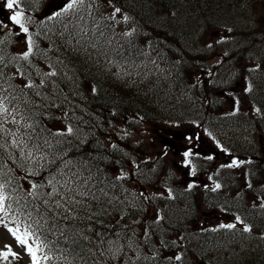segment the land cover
Here are the masks:
<instances>
[{"label": "trees", "instance_id": "16d2710c", "mask_svg": "<svg viewBox=\"0 0 264 264\" xmlns=\"http://www.w3.org/2000/svg\"><path fill=\"white\" fill-rule=\"evenodd\" d=\"M106 1L121 10L123 32L93 17L90 8L85 18L66 12L30 33L79 75L72 73L71 90L50 101L5 75L25 60L0 35L3 94L16 97L12 104L32 125L8 122L4 128L27 132L30 143L40 145L23 168L17 152L9 158L0 150L8 173L3 179L20 186L8 190L13 212L1 224L8 229L26 220L31 204L40 203L22 195L30 182L46 184L62 159L71 160L64 170L90 177V192L73 205L74 213L52 205L44 226L53 242L47 264H264V0ZM77 20L83 25H72ZM93 43L108 63L98 59ZM79 99L91 115L78 110ZM73 110L84 133L75 140L64 128ZM129 113L134 117L127 120ZM154 122L176 125L182 134L196 131L205 154L188 152L177 171L166 149L140 129ZM111 124L125 134L107 135ZM233 160L236 166L221 167ZM16 197L20 205L31 202L24 216ZM238 243L254 249L253 261L235 248ZM0 264L26 263L9 255Z\"/></svg>", "mask_w": 264, "mask_h": 264}, {"label": "snow or ice", "instance_id": "6c2138e0", "mask_svg": "<svg viewBox=\"0 0 264 264\" xmlns=\"http://www.w3.org/2000/svg\"><path fill=\"white\" fill-rule=\"evenodd\" d=\"M84 0H66L65 6L61 9V12H69L78 4H83ZM6 7L8 9H14L20 7V0H7ZM121 10L119 8L115 9V12L119 13ZM61 12H57L55 15H60ZM24 18L23 10L14 11L12 16L10 17L11 21L17 25H19L20 29L24 33H28V28L24 26L22 20ZM51 18V17H50ZM125 20L128 19L127 16L124 17ZM131 33H127L130 35ZM32 38L29 36L27 40V51H25L21 59L27 60L29 56L32 54ZM0 62H2V57H0ZM49 75H55V73H49ZM0 79H3V72L0 71ZM25 87H32L31 83L25 85ZM7 92V89L3 88V85L0 84V133L11 137L10 144L4 142L2 137H0V150L8 151L9 148H15L20 151V160L21 163L18 165L19 167H24L29 161L34 160L33 149H39L40 145L36 143H30L31 135L27 132L20 134L18 132H13L10 129L6 130L4 125L8 122H11L14 125H19L21 123L24 124L25 128H31L32 125L27 123L29 119L24 115V113L20 110L19 105H13L12 100H15L16 97L12 96L9 99V96L4 95L3 93ZM11 95V94H9ZM11 105V107H9ZM68 133L72 132L71 127L67 129ZM55 135H64V133H56ZM27 136L28 139H24ZM47 143V141H45ZM190 155V153L186 152L185 156ZM13 153L8 151V157L12 158ZM35 159H44L43 156L35 157ZM208 159H212V157H208ZM4 160L3 153L0 152V161ZM63 167L57 166L55 172L51 173L47 177L46 184H37L30 182V188L22 193L25 200L27 197H31L33 201H39L40 203H32L31 209L27 211V219L19 220L16 227L8 228V232L15 238L16 242L26 250L28 255L31 258L32 264H47L48 261L52 260L53 257L49 255L50 252L53 251L52 241H48L45 235V225L49 224V216L48 213L53 211L52 205L55 208H63L66 213H74L78 211L73 207L75 204H81L84 202V198H86L90 192L89 188V179L81 178V173L79 170L65 171L64 169H68V166L71 164V160H63ZM51 163H55L52 161ZM237 162L235 160L232 161L231 164L221 165V167H233L236 166ZM4 164L0 163V219L4 217H8L10 213L13 212V204L10 202L12 197L9 193V189L13 192L17 191L20 187L17 185L16 187H12L11 178L8 180L3 179L4 176H7V172H3ZM12 169L9 168L8 172H11ZM28 175L38 174L35 170H27ZM44 187H48L50 190L48 192H42L41 189ZM191 187V185H189ZM220 187L219 184L215 185L213 191ZM103 191V189H101ZM93 198L95 194L93 193ZM16 204L19 206L18 211L20 216L25 215V210L28 209V205L31 202H26L24 205H20V197L15 198ZM44 205L43 213L39 211L40 206ZM33 211L36 212V216L38 218H33ZM67 219L68 217H64ZM51 219L54 221L55 216H52ZM236 221L239 223H243L239 216L236 217ZM43 222V223H42ZM21 224L23 227H21ZM7 227V225H6ZM53 225H49L48 231L53 230ZM220 228L233 229L236 227L234 223L228 224H220ZM244 231H251V229L245 225L243 228ZM60 235H64L63 229L60 230ZM9 255L15 257L17 254L11 251L9 247L8 251L0 252V257L7 259ZM176 260H180V256L175 257Z\"/></svg>", "mask_w": 264, "mask_h": 264}, {"label": "rangeland", "instance_id": "374dc122", "mask_svg": "<svg viewBox=\"0 0 264 264\" xmlns=\"http://www.w3.org/2000/svg\"><path fill=\"white\" fill-rule=\"evenodd\" d=\"M6 2L7 0H0V21L5 22L9 26L8 28L10 29L17 43L16 49L24 53L25 46L27 45L25 37L21 35V29L19 25L13 23L10 19L13 12L18 10L17 8L11 9L12 11L10 14L8 12V8L6 7ZM65 3L66 0H47L46 2H44L42 5H40L39 11L36 12L35 17L37 18V22H40L42 18L55 16V14L62 9ZM48 5V10L46 13H44ZM101 16H103L104 18H108L109 20L107 22L111 24L112 22H114V26L117 27V29H119L121 32L126 29L124 22L121 21L122 16L114 10L109 9V11H102ZM259 29H263L264 31V27ZM91 47L94 48V45H92ZM260 57H264V55ZM51 60L53 59H51L50 55L48 54V49H46L40 52L37 58L27 62V66L24 72L25 80L28 83H31L34 89L41 90L42 93H45L46 95L56 94L59 88H67L66 84L71 81V77L68 75L64 67L59 65L60 63L58 62V64L55 63L56 61L53 63L52 67ZM12 72H14V70ZM53 72L55 73V75H49V73ZM142 131H144V133L147 132V134H149L150 136H154V139H157L159 141L164 139V141L169 142L173 146L168 147L169 151H175V153L172 154H174V156L176 155L177 157L179 154L176 150L181 151L182 154L183 148H189L194 143V140H192V135L194 134L193 132L186 131L184 133L186 137L185 139H182L181 132L179 129H177V126L169 125L167 122H154L148 125H144ZM169 132L174 133L177 138H173V136H171L172 133ZM197 139L198 140L196 141V143L200 144V139L198 136ZM4 142L10 144L11 141L9 139H5ZM173 148H175V150ZM10 149L12 151L17 150L15 148H9L8 150ZM9 247L11 248L12 252L21 255L25 261L27 260V258L23 256L19 246L10 237V235L6 231H4V229H0V250H8Z\"/></svg>", "mask_w": 264, "mask_h": 264}, {"label": "bare ground", "instance_id": "6f19581e", "mask_svg": "<svg viewBox=\"0 0 264 264\" xmlns=\"http://www.w3.org/2000/svg\"><path fill=\"white\" fill-rule=\"evenodd\" d=\"M115 236V235H114ZM116 237V236H115ZM83 239V238H82ZM247 255H251V256H254V255H257L256 253H255V251H254V249L253 248H249V249H247V250H245L244 251ZM146 256V255H145ZM107 257V256H106ZM149 262V261H148ZM137 264H138V262H137Z\"/></svg>", "mask_w": 264, "mask_h": 264}]
</instances>
